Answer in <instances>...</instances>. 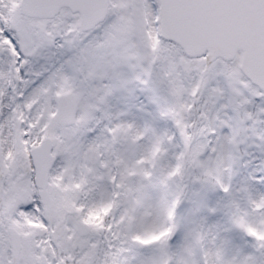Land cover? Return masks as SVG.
<instances>
[{"label":"snow or ice","instance_id":"6c2138e0","mask_svg":"<svg viewBox=\"0 0 264 264\" xmlns=\"http://www.w3.org/2000/svg\"><path fill=\"white\" fill-rule=\"evenodd\" d=\"M0 264H264V0H0Z\"/></svg>","mask_w":264,"mask_h":264}]
</instances>
